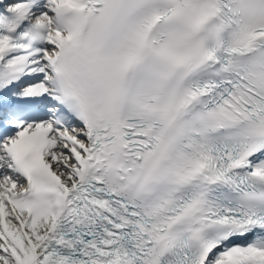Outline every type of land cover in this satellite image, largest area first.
Masks as SVG:
<instances>
[{"label": "snow or ice", "instance_id": "obj_1", "mask_svg": "<svg viewBox=\"0 0 264 264\" xmlns=\"http://www.w3.org/2000/svg\"><path fill=\"white\" fill-rule=\"evenodd\" d=\"M0 264H264V0H0Z\"/></svg>", "mask_w": 264, "mask_h": 264}]
</instances>
